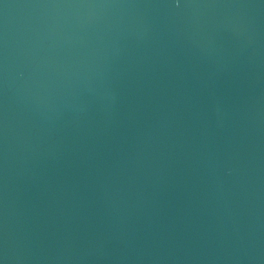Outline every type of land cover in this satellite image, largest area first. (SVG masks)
<instances>
[{"label":"water","instance_id":"1","mask_svg":"<svg viewBox=\"0 0 264 264\" xmlns=\"http://www.w3.org/2000/svg\"><path fill=\"white\" fill-rule=\"evenodd\" d=\"M0 264H264V0H0Z\"/></svg>","mask_w":264,"mask_h":264}]
</instances>
